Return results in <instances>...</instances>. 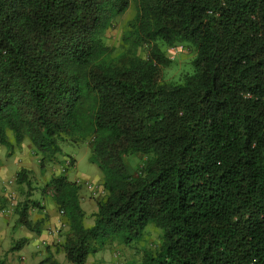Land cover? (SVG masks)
<instances>
[{
  "label": "trees",
  "instance_id": "trees-1",
  "mask_svg": "<svg viewBox=\"0 0 264 264\" xmlns=\"http://www.w3.org/2000/svg\"><path fill=\"white\" fill-rule=\"evenodd\" d=\"M131 5L114 55L106 32ZM185 45L191 69L165 80L168 50ZM9 133L43 167L61 143H91L104 174L89 186L103 194L92 225L69 167L44 188L72 264L140 241L150 223L160 244L126 264H264V0H0V143ZM31 207L43 205L15 206L38 231ZM48 261L37 264H60Z\"/></svg>",
  "mask_w": 264,
  "mask_h": 264
},
{
  "label": "rangeland",
  "instance_id": "rangeland-1",
  "mask_svg": "<svg viewBox=\"0 0 264 264\" xmlns=\"http://www.w3.org/2000/svg\"><path fill=\"white\" fill-rule=\"evenodd\" d=\"M135 14L133 5L126 13L117 18L116 24L107 30V42L113 46L114 55L125 49L124 35L130 29L129 22ZM141 56L147 55L144 47L138 49ZM195 51L188 46L170 48L168 56L172 60L169 66L163 67L165 80L177 78L185 70H190L187 62L194 56ZM10 145L0 143V257L6 264H37L47 259L60 264H72L68 261L63 250L65 233L68 225L63 222V212L58 209L53 199L52 186L48 183L54 176L61 174L69 167V180L82 184L80 190L81 203L85 211L84 223L90 226L94 223V213L98 209V201L103 194L93 193L90 184H102L104 174L102 169L91 162V143L89 140L76 143H61L63 153L58 159L48 161L43 167L36 147L29 139L18 144L14 136L9 133ZM129 168L133 171L138 168L140 159H128ZM25 169L29 178L27 181H18V173ZM88 184V185H87ZM40 200L43 208L31 207L29 219L37 224L39 230H30L19 223V213L15 206L25 200ZM162 230L154 223H150L143 238L130 246L114 243L106 248L92 253L86 264H126L139 261L143 258L144 248L151 249L160 244ZM26 239L22 249H12L15 242Z\"/></svg>",
  "mask_w": 264,
  "mask_h": 264
}]
</instances>
